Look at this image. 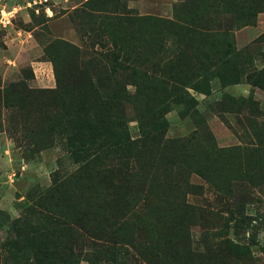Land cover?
<instances>
[{
  "label": "rangeland",
  "instance_id": "1",
  "mask_svg": "<svg viewBox=\"0 0 264 264\" xmlns=\"http://www.w3.org/2000/svg\"><path fill=\"white\" fill-rule=\"evenodd\" d=\"M5 1L13 6L28 0ZM49 5V15L43 5H36L39 12L29 7L14 20L16 29L33 31L39 45L33 44L32 51L41 50L35 60L50 61L45 47L59 39L79 46L81 61L105 52L107 44L93 42L96 34L101 35L102 41L107 40L97 26L109 15L107 11L99 12L100 9L133 16L136 37L146 39V44L154 31L159 32L151 45L157 56L142 65L151 73L158 69L162 73L169 57H173L175 64L178 62L172 35L179 32L172 30L170 35L171 29L161 27L158 31L150 21L137 18L152 15L179 23L187 19L199 27L225 34L215 42L219 51L210 54L212 58L193 49L187 53L189 71L201 60L208 64L214 57L225 55L216 70H209L208 91L188 86L187 94L192 100L186 104L171 101L162 107L168 122L164 138L174 142L169 156L173 160L172 179L191 186L186 193L167 192L194 207V214L181 226L188 246L182 260L201 264H264V75L259 73L264 69V0H54ZM26 10L31 17H26L28 21L24 19ZM4 30L0 27V37ZM175 37L174 41L182 42L187 38L182 34ZM161 41L174 48L161 49ZM189 44L194 46L191 39ZM20 52L16 50L19 56ZM3 61L12 71L6 74L0 67V264H61L65 253L55 250L59 245L72 248V257L67 256L70 264H88L90 258L94 264H101L97 252L104 242L93 235L94 211L86 217L84 226L71 221L73 209H68L64 216L47 209L54 202L57 183L64 181L69 189L79 187L74 174L83 166L68 151L53 125L40 123L45 115L41 116L37 109L29 111L32 100L25 89L56 88L53 63L50 61V77L55 86L35 87L31 80L36 75L30 65H12L7 58ZM195 82L200 83V77ZM17 83L24 87L22 98L14 91L17 88L12 90ZM127 89L135 92L133 85ZM127 116L132 138H139V118L130 106ZM196 162H200L199 169ZM158 176L163 179L161 172ZM156 202L153 194H145L130 215L137 224L139 246L160 247L165 241L162 230L155 225L161 224L155 212ZM180 217H173L168 223L177 222ZM38 246L43 249L41 252L35 250ZM158 251L163 258L168 256L163 249ZM109 264L151 263L130 248ZM170 264L176 261L171 260Z\"/></svg>",
  "mask_w": 264,
  "mask_h": 264
},
{
  "label": "trees",
  "instance_id": "2",
  "mask_svg": "<svg viewBox=\"0 0 264 264\" xmlns=\"http://www.w3.org/2000/svg\"><path fill=\"white\" fill-rule=\"evenodd\" d=\"M98 11H107L106 15H109L99 22V26L97 23L94 26L102 29L103 36L107 37L102 41L101 35L96 34L93 40L101 46L107 44L109 47L105 52L81 61L79 46L63 39L53 41L45 47V54L54 66L56 88L25 89L32 100L29 111L37 109L41 116L45 115V120L40 123H51L56 133L63 137L68 151L83 162L81 169L74 174V180L80 182L79 187L69 189L66 182L57 183L53 189L54 202L48 204L47 209L59 216L73 209L71 221L84 226L87 225L86 217L94 211L91 212L94 234L88 231L104 242L99 244L97 252L101 264L117 261L119 254L130 248L151 264H170L171 260L176 264H201L182 260L188 246L181 226L188 216L194 214V207L180 196H169L167 192L186 193L191 186L172 179L173 160L169 156L174 142L164 138L168 122L162 107L171 101L186 104L192 100L187 94L188 86L208 91L210 68L216 70L225 58L221 54L211 59L210 54L219 51L215 42L225 34L199 27L187 19L179 23L152 15L137 18L150 21L158 31L165 27L171 29L170 35L174 32L172 30L179 32L172 35V43L178 50V62L175 64L173 57H169L170 61L167 59L163 64L162 73L159 69L151 73L142 65L157 56L151 45L159 32L154 31L152 40L146 44V39L136 37L138 31L131 22L133 16L120 15L118 11ZM179 34L187 38L183 42L174 41L175 35ZM188 38L194 46H190ZM161 42V49L174 48L167 41ZM189 50L208 54L211 60L208 64L201 60L194 70L189 71ZM259 73L263 76L264 69ZM198 77L200 83L207 85L206 89L195 82ZM128 85L135 87L133 94L128 91ZM22 87L19 83L12 86V90L17 88L14 91L20 94V98L23 97ZM129 106L139 118L140 137L135 139L128 127ZM199 163L196 162L197 169ZM160 172L161 180L158 179ZM145 194L156 197L155 212L164 227L160 223L155 225L165 236L160 247L139 246L137 243V224L130 215ZM179 215L177 222L171 220L168 223ZM176 244L179 245L175 248ZM158 249H163L168 256L163 258ZM35 250L41 252L43 249L38 246ZM55 250L65 253L61 264H70L67 256L72 257V248L59 245ZM94 263L90 258L88 264Z\"/></svg>",
  "mask_w": 264,
  "mask_h": 264
},
{
  "label": "crops",
  "instance_id": "3",
  "mask_svg": "<svg viewBox=\"0 0 264 264\" xmlns=\"http://www.w3.org/2000/svg\"><path fill=\"white\" fill-rule=\"evenodd\" d=\"M14 4L15 3H13V5ZM7 5L9 7L12 6V5H9V3H7ZM36 7H39V6H35L34 9ZM27 8L29 7H24L23 9L20 10L19 13H21L23 10ZM26 17L28 19H31L30 14L27 12V10L25 11L24 19L28 21ZM17 29L13 25L10 28L4 30V34L2 35V37H0V67H2L3 71L6 72V74L12 71V67L10 65L7 66L4 64L3 59L5 58H7L8 62H10L12 65H15L16 62L18 63V66H21V67H23L21 63L30 65L36 75V77L31 80L33 81V84L35 85V87L55 86L53 77L52 78L50 77V71L52 70L51 62L45 59L35 60V55L40 56L41 50L38 49V51L36 50V52L32 51L31 47H33V44H38L33 36V31L21 29V28H17ZM20 30H21V33H23V36H19ZM27 35H30L31 37L32 36L33 37L32 38L27 37ZM16 50L18 51L21 50L20 52L21 56H19L16 53ZM15 55L17 56L16 58H14ZM9 76L10 75H8V77Z\"/></svg>",
  "mask_w": 264,
  "mask_h": 264
},
{
  "label": "built area",
  "instance_id": "4",
  "mask_svg": "<svg viewBox=\"0 0 264 264\" xmlns=\"http://www.w3.org/2000/svg\"><path fill=\"white\" fill-rule=\"evenodd\" d=\"M54 0H28L24 4L15 3L13 6L9 7L6 1H0V27L3 29H7L14 25V20L17 14L24 7H35L36 5H43L44 12L47 15L51 12L50 2ZM39 7L35 8V11L39 12ZM19 36H23L21 30L19 31ZM30 35H27L29 37Z\"/></svg>",
  "mask_w": 264,
  "mask_h": 264
}]
</instances>
